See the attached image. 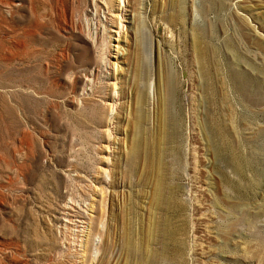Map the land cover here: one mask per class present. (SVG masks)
Masks as SVG:
<instances>
[{
  "label": "rangeland",
  "instance_id": "rangeland-1",
  "mask_svg": "<svg viewBox=\"0 0 264 264\" xmlns=\"http://www.w3.org/2000/svg\"><path fill=\"white\" fill-rule=\"evenodd\" d=\"M0 264H264V0H0Z\"/></svg>",
  "mask_w": 264,
  "mask_h": 264
},
{
  "label": "bare ground",
  "instance_id": "bare-ground-1",
  "mask_svg": "<svg viewBox=\"0 0 264 264\" xmlns=\"http://www.w3.org/2000/svg\"><path fill=\"white\" fill-rule=\"evenodd\" d=\"M106 56V55H105ZM106 59V58H105ZM104 62V61H103ZM106 63H107V61H106ZM106 63H105V65H106ZM102 64H104V63H102ZM105 65L103 66V67H105ZM108 65V64H107ZM108 68V67H107ZM104 69H106V68H104Z\"/></svg>",
  "mask_w": 264,
  "mask_h": 264
}]
</instances>
